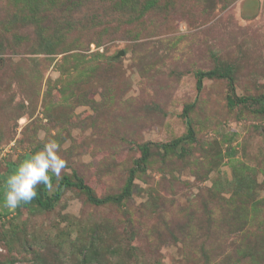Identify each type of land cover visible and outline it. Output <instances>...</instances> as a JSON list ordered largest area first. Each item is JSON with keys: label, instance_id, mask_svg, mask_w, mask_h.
<instances>
[{"label": "rangeland", "instance_id": "374dc122", "mask_svg": "<svg viewBox=\"0 0 264 264\" xmlns=\"http://www.w3.org/2000/svg\"><path fill=\"white\" fill-rule=\"evenodd\" d=\"M49 141L98 199L151 156L120 204L9 208L0 264H264V0H0L1 186Z\"/></svg>", "mask_w": 264, "mask_h": 264}, {"label": "trees", "instance_id": "16d2710c", "mask_svg": "<svg viewBox=\"0 0 264 264\" xmlns=\"http://www.w3.org/2000/svg\"><path fill=\"white\" fill-rule=\"evenodd\" d=\"M220 68H216L211 71L207 72H197L196 73V89L200 90L202 87V83L204 79H212V78H221V79H229L231 82V79L229 77L230 69L226 68L223 70H219ZM257 102L256 99H249L244 97H236L234 95L233 89L231 87V93L228 97V105L230 107H235L237 105L241 106H247L250 103ZM191 106H186L183 110V117L186 119V127H187V134L186 139L192 140L194 138V130L192 128L191 121L189 120L188 113ZM180 143V140H175L169 144H163L164 148H176L177 145ZM43 149V146L39 144V147L32 149L31 152H29L25 156V160L29 159L31 155L41 151ZM139 157L134 160V167L131 169L127 182L121 192L118 196H105L104 198L98 199L94 196L92 190L84 183V181L79 178L75 173L72 174V177L68 175H63L60 180H57L55 175L51 172H49L50 176V187L46 186L44 184H39L36 187V196L30 201V202H21L17 205V207L14 209L15 212L20 213L23 211V209H28L32 206L37 207L41 211H51L54 209L56 203L59 201L62 189H75L77 191L82 192L87 197V200L90 204H93L95 206H102L107 203H122L132 191V184L134 181V175L137 171H143L145 168V165L149 163V159L151 156V149L148 144H144L142 146L138 147ZM16 170L15 168H12L10 172L7 174L8 176L14 173ZM7 178V177H6ZM5 179V178H4ZM55 185V191H53L51 194L50 190H52L53 186ZM6 190V187L4 188L0 184V202L3 203V193ZM12 211H10L9 208L3 207L2 210H0V217H5L9 215ZM97 233L101 231V229L96 230ZM107 231V230H106ZM103 234H100V236ZM98 236V237H100ZM111 241V240H110ZM96 253V252H95ZM15 260H10L8 264L12 263Z\"/></svg>", "mask_w": 264, "mask_h": 264}, {"label": "clouds", "instance_id": "9594fccd", "mask_svg": "<svg viewBox=\"0 0 264 264\" xmlns=\"http://www.w3.org/2000/svg\"><path fill=\"white\" fill-rule=\"evenodd\" d=\"M59 145L49 141L44 148L22 162L5 181L3 193L5 207L15 209L21 202H30L36 196L39 184L50 185L49 172L57 177L66 167V161L58 155Z\"/></svg>", "mask_w": 264, "mask_h": 264}]
</instances>
